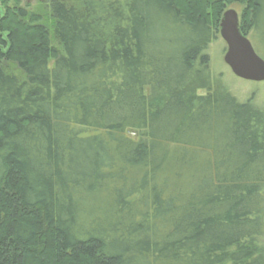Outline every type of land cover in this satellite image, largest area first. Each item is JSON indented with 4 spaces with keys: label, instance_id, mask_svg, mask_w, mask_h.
Segmentation results:
<instances>
[{
    "label": "trees",
    "instance_id": "16d2710c",
    "mask_svg": "<svg viewBox=\"0 0 264 264\" xmlns=\"http://www.w3.org/2000/svg\"><path fill=\"white\" fill-rule=\"evenodd\" d=\"M236 3L257 30L264 0L6 8L0 264H264V108L207 53Z\"/></svg>",
    "mask_w": 264,
    "mask_h": 264
},
{
    "label": "rangeland",
    "instance_id": "374dc122",
    "mask_svg": "<svg viewBox=\"0 0 264 264\" xmlns=\"http://www.w3.org/2000/svg\"><path fill=\"white\" fill-rule=\"evenodd\" d=\"M49 0H0V18L3 16L7 7L20 6L30 11L41 12L46 8ZM245 4L227 5V9H235L242 21ZM257 30L250 28L246 35L250 39L256 53L264 59V12L259 18L256 26ZM227 45L217 30L215 38L210 43L207 53L210 58V67L216 78L221 77L223 83L231 90L235 96L242 102H251L253 105L264 108V80L252 81L236 76L230 67L225 63L224 56ZM205 93L204 91H199Z\"/></svg>",
    "mask_w": 264,
    "mask_h": 264
},
{
    "label": "water",
    "instance_id": "95a60500",
    "mask_svg": "<svg viewBox=\"0 0 264 264\" xmlns=\"http://www.w3.org/2000/svg\"><path fill=\"white\" fill-rule=\"evenodd\" d=\"M219 32L227 45L224 61L232 72L243 79L264 80V59L255 51L250 39L240 28V17L235 9L222 14Z\"/></svg>",
    "mask_w": 264,
    "mask_h": 264
}]
</instances>
